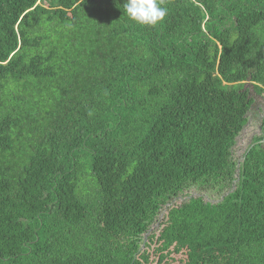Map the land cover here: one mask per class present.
<instances>
[{
  "label": "trees",
  "instance_id": "trees-1",
  "mask_svg": "<svg viewBox=\"0 0 264 264\" xmlns=\"http://www.w3.org/2000/svg\"><path fill=\"white\" fill-rule=\"evenodd\" d=\"M124 2L0 0V264H264V0Z\"/></svg>",
  "mask_w": 264,
  "mask_h": 264
},
{
  "label": "rangeland",
  "instance_id": "rangeland-1",
  "mask_svg": "<svg viewBox=\"0 0 264 264\" xmlns=\"http://www.w3.org/2000/svg\"><path fill=\"white\" fill-rule=\"evenodd\" d=\"M247 88L250 91V98L252 99V105L251 109L248 112L247 115V120H248V125L245 126L244 131L240 133L239 137L235 141V145L232 149V158L234 161H238L240 157L242 156L243 152L245 149L248 147V145L253 141V139L260 135L258 131V125L259 121L264 118V103L262 101V98L259 96H256L249 85H247ZM190 195H200L204 198L205 201H210V202H216L219 198L207 194L204 192H201L197 189H191L184 194L180 195V198H186ZM177 202H180L177 199Z\"/></svg>",
  "mask_w": 264,
  "mask_h": 264
},
{
  "label": "clouds",
  "instance_id": "clouds-1",
  "mask_svg": "<svg viewBox=\"0 0 264 264\" xmlns=\"http://www.w3.org/2000/svg\"><path fill=\"white\" fill-rule=\"evenodd\" d=\"M123 10L129 19L145 26H155L167 15L160 0H125Z\"/></svg>",
  "mask_w": 264,
  "mask_h": 264
},
{
  "label": "water",
  "instance_id": "water-1",
  "mask_svg": "<svg viewBox=\"0 0 264 264\" xmlns=\"http://www.w3.org/2000/svg\"><path fill=\"white\" fill-rule=\"evenodd\" d=\"M250 109H251V107H250ZM250 109H249V110H250ZM248 112H249V111H248ZM248 112H247V114L245 115V118H247ZM260 123H261V120H260ZM246 125H248V120H247L245 126H246ZM245 126L242 128V130H241L240 133H242V132L244 131ZM257 129H258V131H259V133H260V131H261V130H260V127H258ZM239 135H240V134H239ZM239 135L236 137V139L239 137ZM261 143H264V140L261 141ZM249 146H250V145H249ZM240 158H241V159H239V160L237 161V164H236V169H237V170H236V173H235V177H236L235 182L238 181V179H237V176H238V174H239L238 169H239V166H240V162L242 161V156H241ZM234 188H235V186L232 185V189H231V191H232ZM231 191H230V192H231ZM194 196H197V195H190V196H188V197H186V198H179L178 200H179L180 202L188 201V200H190V199H191L192 197H194ZM223 197H224V196H221L220 199L217 200L216 202H210V201H208V200H207V201L210 202L211 204H214V203H217V202L221 201V200L223 199ZM176 201H177V198H174L171 202H168V203L164 206V209H163V211L161 212V214L159 215V218H158V219H160V218L162 217L163 213L165 212V210H166L168 207H170L172 204H174ZM157 226H158V223H156L155 226H152V227L149 228L148 232L143 236V240H144V241L146 240L147 236L153 231L154 227H157ZM142 247H143V245H142Z\"/></svg>",
  "mask_w": 264,
  "mask_h": 264
},
{
  "label": "flooded vegetation",
  "instance_id": "flooded-vegetation-1",
  "mask_svg": "<svg viewBox=\"0 0 264 264\" xmlns=\"http://www.w3.org/2000/svg\"><path fill=\"white\" fill-rule=\"evenodd\" d=\"M262 119H263V118H262ZM261 124H262V123H260V121H259V125H258V127H260V126H261Z\"/></svg>",
  "mask_w": 264,
  "mask_h": 264
}]
</instances>
